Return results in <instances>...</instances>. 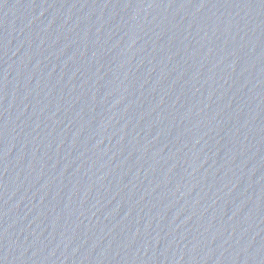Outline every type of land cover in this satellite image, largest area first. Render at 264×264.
I'll return each mask as SVG.
<instances>
[{"label": "water", "instance_id": "obj_1", "mask_svg": "<svg viewBox=\"0 0 264 264\" xmlns=\"http://www.w3.org/2000/svg\"><path fill=\"white\" fill-rule=\"evenodd\" d=\"M0 264H264V78L146 0H0Z\"/></svg>", "mask_w": 264, "mask_h": 264}]
</instances>
